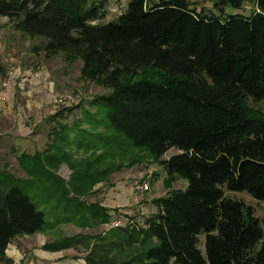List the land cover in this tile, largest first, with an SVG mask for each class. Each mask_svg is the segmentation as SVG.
I'll return each mask as SVG.
<instances>
[{
  "label": "trees",
  "instance_id": "16d2710c",
  "mask_svg": "<svg viewBox=\"0 0 264 264\" xmlns=\"http://www.w3.org/2000/svg\"><path fill=\"white\" fill-rule=\"evenodd\" d=\"M108 4L0 0V18L41 41L32 53L78 60L80 78L108 90L46 118L45 149L15 158L25 178L0 167V264H12L5 251L15 239L64 225L90 233L43 250H82L85 264H264L261 219L222 190L264 202V111L250 105H264V0H215L213 10L128 0L100 24ZM245 5L248 15L226 13ZM144 163L163 169L165 189L180 179L187 188L153 199L156 211L141 224L129 217L91 233L116 208L90 198Z\"/></svg>",
  "mask_w": 264,
  "mask_h": 264
},
{
  "label": "rangeland",
  "instance_id": "374dc122",
  "mask_svg": "<svg viewBox=\"0 0 264 264\" xmlns=\"http://www.w3.org/2000/svg\"><path fill=\"white\" fill-rule=\"evenodd\" d=\"M158 1L152 0L151 2ZM192 1L197 3L198 10L200 8L214 9L215 0ZM127 2L128 0H110L107 15L103 21H100V24H106L116 19L126 10ZM250 10V6L245 5L242 11L226 9V13L248 15ZM40 42L39 39H28L21 36L14 31L7 18H0V83L4 79L5 82L7 81V73L14 72V76H12L14 79L7 85L9 88L6 90L0 86V96L5 98L4 101L0 100V167L6 163L9 166V171L18 178H25V175L19 169L15 158L21 152L32 154L45 149L49 130L46 118L49 115L62 107L86 105L95 95L108 93V90L101 89L80 78V61L70 63L63 54H57L48 59L43 54L32 53L34 45H38ZM250 105L264 111L263 104L255 106L250 103ZM77 116H79V110L74 111V115L69 118V121L71 122ZM175 153V150L169 151L164 159ZM58 175L62 179L68 180L70 171L62 165ZM164 177L163 169L155 163H144L113 175L107 186L114 187V196L118 201L113 204L116 210L111 223L119 222L124 225L128 222L129 217H134L136 222L141 224L144 218L156 211L151 203L153 199L164 196L171 190L184 191L187 188V181L180 179L167 190L163 185ZM139 185L147 189L142 194L133 191V187ZM222 190L225 196L240 200L245 205L252 207L255 216L261 219L264 231V202L253 199L245 192H228L225 188ZM99 203L101 204V202ZM104 230H106V225L91 233H101ZM82 233H90V231L81 230L72 225H64L54 232L38 234L31 239L20 237L14 240L18 245L15 244L11 250L20 254V260L22 257L23 259L27 257L28 253L33 256V252L39 250L47 255L60 253L62 251L48 252L42 247L60 236H76ZM199 240V248H201L203 237H200ZM40 243L43 245L41 246ZM73 253L75 254L74 264H82L78 263L82 260H77L76 254L82 255L84 252L73 249Z\"/></svg>",
  "mask_w": 264,
  "mask_h": 264
},
{
  "label": "crops",
  "instance_id": "0c3cea01",
  "mask_svg": "<svg viewBox=\"0 0 264 264\" xmlns=\"http://www.w3.org/2000/svg\"><path fill=\"white\" fill-rule=\"evenodd\" d=\"M103 186H101L102 188L100 189L101 193H98L97 195L91 197L90 200L93 199L92 201L101 202L102 206L113 209L115 207L113 204L115 203V201H118V199H116L114 196V187L113 186L103 187ZM35 236H38V234L33 235V236H23V238L31 239ZM15 244L17 243L13 241L11 244H9V246L7 247V250L5 251L6 256L13 261V264H74L75 263L73 262V260H75L74 258L75 254L73 253V249H68L60 253H55L51 255L41 253L39 252L40 250L34 251L33 256L31 255V253H28L27 257H25L24 259L22 257L21 259L22 262H21L20 254L13 252L11 250V248H13ZM40 245L42 246L43 244L40 243ZM76 255L78 256L77 260H82V261H79L78 263L81 262L82 264H85V262L83 261L84 254L82 255L76 254Z\"/></svg>",
  "mask_w": 264,
  "mask_h": 264
},
{
  "label": "built area",
  "instance_id": "2783aa9c",
  "mask_svg": "<svg viewBox=\"0 0 264 264\" xmlns=\"http://www.w3.org/2000/svg\"><path fill=\"white\" fill-rule=\"evenodd\" d=\"M14 74V72H9V73H7V81L5 82V79L0 83V86H1V88H6V90L9 88V86H7V85H9L10 84V81L11 80H13L14 78L12 77V76H14L13 75ZM0 100H5V98H2L1 96H0ZM145 189L146 188H143L141 185H139L138 187L137 186H135V187H133V191H135V192H137V193H143V192H145ZM147 190V189H146ZM119 225H121L119 222L118 223H111L110 225H106V230H108L110 227H114V226H119Z\"/></svg>",
  "mask_w": 264,
  "mask_h": 264
}]
</instances>
